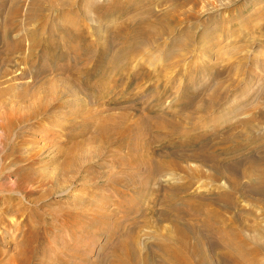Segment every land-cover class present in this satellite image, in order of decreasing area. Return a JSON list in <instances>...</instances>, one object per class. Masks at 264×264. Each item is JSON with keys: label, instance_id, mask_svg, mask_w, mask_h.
<instances>
[{"label": "rangeland", "instance_id": "374dc122", "mask_svg": "<svg viewBox=\"0 0 264 264\" xmlns=\"http://www.w3.org/2000/svg\"><path fill=\"white\" fill-rule=\"evenodd\" d=\"M4 1L7 3L6 9H8V10L5 9L4 14L0 15V24H1L0 25V32H1V39H2V40H0V47L1 46L3 47V45L5 44V41H4L5 39H3V32L6 29H7L6 31H8V28H6V19L8 18V14L12 8V5H13L11 0H2V1L0 0V5L5 4ZM118 1L119 2L122 1L121 2L122 4L124 3V0H118ZM8 3H9V5H8ZM147 3H150V0H148ZM151 6H152L151 8L154 9V12L157 13L159 11H162L164 8H166L168 6V3L164 4L162 2V4L157 3L156 5L153 4ZM181 11H183L181 13L182 15H180L182 17L181 20H184V16L189 14V12H191L190 15H193V13H194L193 16H195V18H197V20H199V23L203 22V21L206 22V20L208 22V21H210V19H212L213 22H209L208 24L206 22V24L209 28H218V26L223 25L224 29L227 31V33H228L227 35L226 34L223 35L224 32H222V33L220 32V33L215 35V37L218 35L217 36L218 44H217V47L214 48L213 52H215V51L220 52L221 59H222V61H221V59L217 60L215 62L216 65H218V66L223 65V68H224V67H226V65L229 62L230 63L235 62V61L237 62L238 60L241 59V57H242V59L244 57V59L247 58V63H248L247 66H245V68L253 71L252 76H249L247 78H245V76H244V80H242V79L239 80L238 77H237V79H238L237 80L235 77L230 76L232 79V82L228 81L231 86L237 85L239 83L238 84L239 87L238 86H236V87L240 88V89L243 87V91L233 92V94H232L233 96L231 97V99L232 98L234 99V102H235L234 104H236V106L238 105L237 107H240L241 105H243V104H241L239 106V104L236 102V100L238 101V99H240L242 97H245V98H243V99H245L243 103L246 104V107H249V104H250V107L247 110L249 112L248 113L246 112L245 114L234 117L232 119V122H234V123H232V124H236V122L238 123L240 121H245L246 118L248 120L247 122H250V118L253 116L252 114L255 112V109H256V111L259 112V115L262 118L261 123H260L261 126L251 125L252 127L247 130L251 135L250 140L253 138L252 139L253 141L251 140L247 143L248 146H247V144L242 146V147L235 146L236 148L232 147L233 148L232 154L229 152H227L225 154H219L218 153V154H215V156L220 161H223V162L228 161L229 163H231L232 160L235 158V156L237 158H239L238 155H242V152H244V151L248 152V153L247 152L245 153L246 155L245 154L242 155L245 158L248 157L249 155L252 156V155L259 153V150L261 149V147L260 148H258V147L264 145V136H262V135H264V76H263L264 73L263 72L261 73V71H264V67H263V64H264V46H262V45H264V0H196V5L192 6L191 3L188 2L187 4H185L182 7ZM26 12H27V5L24 6V8H22L21 14L19 15V17L16 20L15 24L17 25V27H18L19 23L23 24L25 22V20H27L24 17ZM54 14H53V12L51 14H49L48 12H43L39 15L40 16L39 18L35 19L34 23H32L30 25H25V26L29 27L28 29H30V30H28V33L31 32L32 30H35L36 27H37V29L39 28L42 32H44L43 34H40L41 36L39 37L42 42H44L45 40H47L50 37H52V38L54 37L53 39H54V41L56 40L55 42L59 41V42H57L58 43L57 45L55 44V48L58 47V50H60L61 52L58 51L57 54L59 56H62V57H59L58 55L56 56V54H55V56H53L54 55V47L48 48V49L44 48V49H42V51L41 50L36 51V53H35L36 55L37 54L39 55L40 52H41V54H46L47 51L50 54H48L46 57H45V55L44 56L42 55L43 56L42 60H40L39 63H36L37 67L35 66L36 67L35 69H30V72H29L30 74L25 75L24 77H22L23 79H21V80H18V78H20V77L16 74H17V72H20L22 70V67L17 66L18 62H14L16 60H14V58H13L11 61L10 67H7V69L9 70V75H7L4 80H6L7 77H10L7 79L8 81L10 79L14 80L15 78H17L18 81H15L14 84L23 83V84L30 85V86H33V85L38 86L39 84H41L42 81L51 80L52 78H50V77H53L55 75V72L57 71L55 69L56 68L55 63H56L57 58L59 57V58H61V62L59 61L58 65H61V67H63V68L66 65V67L68 68V73L70 72L69 74H73V72H72L73 70H77V69L82 68L80 70V71H82V77H80V76L72 77V78H74L73 79L74 81L72 84L74 86L78 87V89L80 90L79 92L83 95L82 96L79 93L80 95L78 97L80 98V100L79 101L77 100V101L78 102L82 101V102H85V104L87 103L89 105L88 111L91 110L90 111L91 113L89 112L90 118H89V116L84 117L82 110H81V112H79V114L74 113V115H73L72 114L73 112H72L71 113L72 116L67 115L66 112L70 113V111H71L70 109H72V108L77 109L78 107L74 108V107H70V105L64 104V105L60 106V109L62 110V112L65 111V113H63V114L62 113L61 114H53L52 113L50 115L49 114H46V115L43 114L41 116V118L40 117L38 118L37 124L36 123L33 124L34 127H33V125H31V129H29L30 127L23 129L24 135L23 134L22 135L24 137L22 135L18 134L19 136L11 138V140L8 142L6 147H3L2 145H0V264H19L20 263L19 258H21V257L25 258L26 260L28 259L27 260L28 262L26 261V263H24V264H62L60 262L58 263L57 262L58 260H60L61 262H64L65 264H71L70 263L71 259L68 256H66V254L62 251V247H61L62 245H64L63 242H66V243L68 242L71 244V242H70L71 241L70 240L71 234H72L71 232L76 233L75 235L78 234L77 235L78 237H79V235H81V236L83 235L84 246L89 248V250H88L89 252H87L88 256H87L86 262H85V260H82L83 262L81 261V263L82 264H95V262L97 261V259L99 257H103L105 254L108 255V253H109L108 248L104 247L105 246L104 244L106 243L105 242L106 236L108 238V235H107L108 233H109V235H111L113 233L111 237H113V238L115 237L114 239L118 240L121 236H123L122 234L127 233V230L132 229V231H134L135 234H138V237L141 236V239L139 238L141 241L140 242L141 243L140 246H141L142 242H143L142 240H144V242L146 240H148V241L150 240L149 239L151 237L150 234L153 233L155 224L157 222L160 223V224H158V223L156 224L157 225L156 227L159 231L161 228L165 229V230L169 229V223L168 222H160L157 218H159V214L161 212H163V211L169 212V211H173L175 209L179 210V212L181 213L182 217L186 220V222L193 224V226L195 228L198 227V225H196L195 223L199 224V221H200L202 223H206V224L210 225L209 228L208 227L207 228L211 229L213 227V225L214 226H215V224L217 225V223H216L217 214L215 213V210L218 208V206H216L217 201H215V199H217L218 197L223 199V201H225L228 204V207H229V204H231L230 207L225 212V215L228 217L231 216L230 218H232V217L234 218V216H235V218H237V221H236L237 223H234V226H235V228L239 227L238 228L239 230L241 229L242 237L244 239L246 238L245 239L246 244L244 245L246 247L244 249L242 246L238 245V243H240L241 240L239 242L238 239L236 241L233 239H230L232 241L233 245H235V243L238 245V246L235 245L237 247V249L239 248L240 250L241 249L244 250L243 253H240V252L236 253V252H234V250L232 251V249L229 246L230 245L229 243H228L229 247L227 249H225L224 245H222L220 242H218V240L215 239L216 241L214 244L218 248H216L213 253L218 255V253H225V251H226L228 260L231 259V260L238 261V264H247V263L250 264L251 260L248 261L250 258L251 259L254 258V260L257 262V264H264V240L263 239L254 240L253 238L250 239L252 232L251 233L249 232L251 230L249 228H252L254 226L260 227L261 230H262V228H264V207L262 206L264 204L263 203L264 202V195L263 194H261L260 192H258L256 190H248V191L244 192V194L241 196L240 191L231 192V190L228 189V187H224L223 185L220 187V189H215L213 186L212 187L208 186L210 184L208 183L207 180H204V178H200V179L195 178L194 179L195 184L193 185V187L190 190H188L187 192L183 193L181 190H179L180 189V183L181 182H182V184L186 183L187 179L184 177V175L180 174L176 170L171 171L170 169L169 170L160 169L161 173L158 174L156 180L155 179L153 180L152 178H150L147 186L145 183H144L145 186H143L142 185L143 183L141 184V182H139V180H138L136 182L137 185L133 182H130V183H127V185L129 186L128 188L122 187V190H121V187L116 183V181H118V182L122 181L121 183L126 185V181H127L126 179L127 178H125L124 176L121 177V175L119 173H117L113 167H115L116 165H118V163H121V162L127 163L126 161H127L128 155H127V148L126 147L130 146L129 143L133 142L134 139H132L131 141H128L129 143H127V144H125L124 142H122L120 140H119L120 143L116 142V140L112 141L113 143L111 142L109 145H107L108 147L105 146L106 148L101 149L99 158H93L92 160H90L88 162L89 165H86L85 166L86 168L84 167L86 173H83V172L79 173V176H78L79 180L77 179V181L73 185H64L63 190L56 189L57 186L55 187V183L53 182V180H55L54 168L58 165V163H60V157L57 156L56 152H57L58 146L62 147V144L59 143V141H54V137H55V140H59V138H58L59 134L65 133V131H66L67 133H69V135L67 136V140L64 138L60 139V140L63 139L62 141H65V143H67L71 139V137L74 138V136L78 137V139H79V137L82 136V132H84L83 133L84 138L85 137L86 138H88V137L92 138L94 135H96V134H94V132L97 133L96 131L99 130L98 127H100V125H97L98 129L96 127L94 128L95 129L94 131L92 129L93 135L91 132H89L90 128H88V130L84 131L83 128H81L80 126H82L84 124L85 127H92V124H93L92 121L97 119V118H95L97 116H95V117L93 116L94 111H95L94 115H98L101 111H103L104 115H106L109 113L110 114L111 113H118L121 111L122 108H131V110L133 112V114H132L133 118H136L137 116H143L144 118H148L149 116L151 117V116L156 115V114L154 115V114L148 113V112H155V110L159 109V111L164 110L163 112H166L165 116H163V117L169 118V115L167 113L170 111V109H172L174 111L175 109L180 110L182 107V106L176 107L173 103L174 99H177L178 97H180V94H186L185 92L193 91L194 87H197V89H195V91L196 90L201 91L200 88H202L201 86H203V85L200 84V81L201 82H202V80H203V82L205 81L204 86H205V84H208V83L209 84L212 82L214 83L216 81V74H214V75L212 74L213 77L212 76L209 77L210 71H209V69L204 70V67L202 70L199 69V72L193 71L192 72L193 74L190 73L189 71L193 69L191 64H189V58L191 57L190 54H187V56L184 57V59H186V60H184V64H181V65L178 64V65H180V67H177L175 69H172V66H173L172 64L175 63L174 62L175 59L174 60L170 59L168 61V63H170V64L167 67H165V65H167L166 64L167 61L166 60L162 61L163 59H160V61H157L154 64L153 63L151 64V63H149L148 60H149L150 55L154 54V51L151 49L148 50V49H143V48H142V56H140L131 65V69L128 70V68H126L128 66V64L126 62V53L125 52H127V50L129 48L132 49L135 47H136V51H137V45H141V46L145 45L144 43L139 44L138 43L139 40L132 41L129 39V37H127V36H130V29L132 30V25H134L135 21L137 22V20H132L130 22L131 25H128L127 27H123L124 24L122 22L124 21L123 20L124 18L120 19L121 18V16H120V17H117L118 20L116 21V23H120V25L117 28L118 31L117 32L114 31L115 27L112 28V26L109 27V29L107 30L106 41L110 40L113 43V47H112L113 51L117 50L122 55V57L120 58L119 61L113 62L112 61L113 55H111V54L114 52L112 51V53H111L108 49H106L109 52L107 51L106 55H102L105 53H103V51L101 50L100 43H97V41L99 39L97 37L96 32L92 30L93 28L91 29L92 31L90 30L91 25L88 26L87 29H85L84 31H80L81 33L79 31H77V32L75 31V33H74V31H72L73 34H71V33L68 34V33H65L64 31L60 30V28L64 29V30H68L70 24L67 23L68 25L65 26L66 28H62V27L57 26L55 24ZM115 15L117 16L116 11H111L108 14V16L106 15L105 18L102 19V21L105 20L103 22V26L105 24H107L106 22L109 19H111V18L114 19ZM48 17H49V19H48ZM198 17H199V19H198ZM154 19L155 18L151 17L150 19L148 18L149 21L148 20L147 21L148 22L151 21V23L155 21L154 22L155 24L154 23H152V24L154 26H156V24L158 23V21H157L158 19H155V20ZM41 20H42V22H41ZM3 21H4V23H3ZM205 22L202 24H205ZM2 23H3V25H2ZM161 23L169 25V26L172 25V24L170 25L169 22H167V23L161 22ZM190 23H192V22L190 21ZM113 24H115V22H113ZM121 24H123V25H121ZM34 26H36V27H34ZM164 27L167 28L166 26H164ZM126 28H127V30H125ZM201 29L202 28L200 26L198 28L194 27V29H193V31L195 32L194 36H193L194 37L193 38L194 39L193 45L196 43H199L200 41L201 42L204 41V38L201 39L199 37H195L199 34ZM11 32L12 31H10L9 36H10ZM217 32L218 31H216L215 33H217ZM92 33H94V34H92ZM164 36L162 37L161 40L159 39L160 41L158 40L159 43L164 44L166 42L168 43L169 39L172 40L171 37L169 38L170 35L165 36V37ZM124 37H126V38L124 39ZM166 37H168V38H166ZM184 37L185 36H182V35L181 36L176 35V38H174V39H176V42L179 45H182L184 42V39H183ZM85 38H88V39H85ZM94 39H96V41ZM259 40L261 42H258ZM158 41L154 42L153 45L158 44ZM246 42H249V44ZM261 43H263V44H261ZM98 45H99V48H98ZM156 48H157V46H156ZM138 51L140 52L139 46H138ZM184 51L187 52L188 50L184 49ZM231 51H233V52H231ZM63 52L66 55V59L64 58ZM186 52H184V53H186ZM100 53H102V54H100ZM197 53L198 52L195 51L194 55H196ZM230 53H232V54H230ZM260 53H262L263 55L262 54L260 55ZM75 54H79L76 59L74 58ZM90 54H92V55H90ZM107 54H108V56H107ZM101 55L104 57H101ZM253 55H255V56H253ZM161 56H163V55H161ZM13 57H15V56H13ZM106 57H107V59H109L110 62L107 59H105ZM86 58H88V59H86ZM99 58H101V59H99ZM36 59L37 58H34V59H32V61L35 62ZM50 59H52V60H50ZM142 59H144V60H142ZM261 60H262L263 64H262V62H260ZM255 61H257V63H255L257 66L254 64ZM97 62H99V63H97ZM171 62H172V64H171ZM193 62L200 64L201 59L200 58L198 60L195 59V61H193ZM53 64L55 65L54 69H53V67H54ZM100 65H104V66H100ZM170 65H172V66H170ZM42 66H43V70H45V72L41 69ZM87 67H89V69H87ZM83 68H85L87 71ZM257 68H258V70H257ZM39 69H40V71H39ZM124 69L127 70L126 73H124L125 72ZM219 69H220V67H218V70ZM97 70H99L98 73H97ZM100 70H101V72H100ZM114 70H119L121 75L119 74L117 81L114 82L113 85H111L112 83L109 82V81H112L110 79V74H112V72ZM224 70L225 69H220V71H223L221 73L222 77H221L220 81L222 82V84L224 86L225 85L229 86L228 82L225 81V79L228 80V77H227L228 74ZM27 71H29V70H27ZM59 71L61 72L62 68ZM174 71H178V73H175ZM99 72H100V74H102V76L99 74ZM104 72H106V73L103 74ZM186 72H189L192 75V78L190 81H189V78L191 75L188 74V76H186V74H187ZM254 72H255V74H254ZM92 74H94V75H92ZM133 77H134V79H133ZM209 78H211V79H209ZM99 79H100V83L101 82L104 83L103 85L98 83ZM174 79H177L178 81L174 80ZM174 81L178 84L181 82V88L180 89L176 90L175 87L172 88ZM235 81L237 84L235 83ZM34 82H36V83L34 84ZM74 82H76V84ZM107 82H108V84H107ZM197 83H199L201 86L198 85ZM98 84L101 86H99ZM192 84H193V86L196 84L197 85L193 87ZM3 87H5V85L1 84L0 89H2ZM111 87H113V89ZM99 89H102V90L98 91ZM100 92H101V97H100ZM204 96H205V94L200 95V97L198 96V98L195 99V101L199 102L201 100V98H204ZM236 98H238V99H236ZM189 100H193V97L189 98ZM150 102H152V103H150ZM248 102H250V103L248 104ZM77 104H79V103H77ZM81 105H84V104H81ZM253 105L255 108L252 111ZM77 106H79V105H77ZM148 110H151V111H148ZM97 111H99V113ZM143 113H145V114H143ZM248 114H249V116H248ZM76 115H77V117H76ZM158 115L159 114H157L156 116H158ZM46 116L49 118H47ZM65 116H67V117H65ZM91 117H93L92 120H91ZM68 118L69 119L71 118L72 121L71 120L68 121ZM74 118H75V120H74ZM77 118H79V119H77ZM86 118L87 119L89 118L87 123H85L87 120ZM83 119H85V120H83ZM78 120H80V122ZM78 123H82V124L78 125ZM89 123H90V125H89ZM36 125L40 126L41 130L39 127H37V129H35ZM78 126L80 128H78ZM71 128H73V130ZM237 128H239L238 125H237ZM32 129L33 130L35 129L34 130L35 132ZM26 130H28V131H26ZM70 130H72V131L70 132ZM183 130L186 132H184ZM175 131H176V133L180 132V135H182V136L179 135V138H177L176 134L175 135L173 134ZM182 131L184 132V134H182L183 133ZM187 131H188V129H186L185 126L182 127V125H177V129L173 130L169 126L168 123L163 122L161 125H159L158 131L154 130V131L150 132L151 137H154L156 134H159V136H161V139H159L160 140L159 143L158 142L153 143L152 149L150 151V156L152 158H157L158 160L160 159L162 161V163L165 164L166 159L165 158L163 159V157L160 158V156L168 155L169 152L170 153H172V152L173 153H179V152L183 153V152H188V150H190V151L196 150L197 147L200 146V144L203 141H199L195 145H192V146L189 145L190 146L189 147L188 144H186V142H185L186 139H184L186 137V134L189 133V131L188 132ZM196 132H197V134H192V135L190 134V136L194 138V136L196 137L197 135L200 134V133H198V131H196ZM26 133L30 134V136H28ZM33 133H34V135H33ZM257 133H260L261 135L258 136ZM79 134H80V136H77ZM215 135L217 136V134H215ZM183 136H184V138H183ZM190 136H189V138H190ZM260 136L263 138H261ZM20 137H21V139H19ZM76 137H75V139H73V138L72 139L75 141H78ZM24 141H26L28 143H26V142L24 143ZM29 141L32 142L33 144H31ZM15 145L16 146H22V150H21L22 153L21 154L24 157H28L29 153L32 151H38L39 152V150H40V152L37 155V160H35V163H34L32 168H34V170L38 173L40 178H42L43 183L39 184L36 181V183L34 182V183L23 184L22 186L25 185V190H24V193L22 194V196H19V194L16 193L17 189H18L16 179L15 178H8V176L5 175V169L10 167L17 160V158H16L17 155L11 156L12 151H13V147ZM95 145H98V144H95ZM177 146H179V147L177 148ZM181 146H182V148H180ZM186 146H188V147H186ZM193 146L196 148H194ZM122 147L124 149H122ZM34 149H36V150H34ZM133 150H137V148H134ZM138 150H139V153L142 152V153L138 154V157L140 156V157L144 158L145 154L143 153V150L140 147ZM138 150L136 151V154L138 153ZM238 150H240V151H238ZM262 150H260V151L262 152ZM114 153H116L118 156H120V158H121L120 162L116 160ZM5 154L9 156L7 159H5ZM263 154H264V150H263ZM183 155H184V153H183ZM125 159H126V161H125ZM179 163L181 166L185 165L184 162H179ZM121 164H123V163H121ZM143 164H145V163H143ZM190 164H192V161L188 162V165L191 167ZM20 165H22V167L27 166L25 163H22ZM141 165H142V163H141ZM143 171H144L143 167L139 169V175L140 176L143 175ZM119 176H120V178H119ZM81 177L84 179L83 182H82ZM121 178L122 179L125 178V180H122ZM49 179H50V181H49ZM59 179H60V177H59ZM254 179L255 178L253 175V177L251 176L250 181L248 179H245V178L240 179V181L243 184H255V186H256L257 181L255 182ZM52 183H54V185ZM113 184H114V186H113ZM132 184H134V185H132ZM61 185L62 184H60V186ZM133 186L136 188L134 189ZM219 186H220V184H219ZM116 189L117 190L120 189V190L117 191ZM67 190H68V192H66ZM25 191H26V193H25ZM30 191H32V192H30ZM116 191H117V193L119 192L120 195L117 194ZM106 192H108V193H106ZM220 192H222V193H220ZM136 193L138 195H140L137 198H135ZM65 194H67V195H65ZM104 194H105V196H104ZM63 195H64V197H63ZM118 195H119V197H118ZM121 195H123V196H121ZM44 196H45V199H44ZM46 196L47 197L49 196V197L46 198ZM89 196L93 197V198L92 199L87 198ZM103 196L104 197L109 196L110 198L105 199ZM126 196H127V198L129 196L128 200H127ZM151 196H152V198H151ZM197 196H198V199H196ZM42 197H43V200H42ZM101 197H103L104 200L101 199ZM125 198H126V200H125ZM72 199H74L76 202H74V200H72ZM77 199H79V200H77ZM132 199H135L136 201L133 200V202H132ZM81 200L82 201L84 200V204L81 203L82 202ZM129 200H130V202H129ZM182 200H189L188 205L187 206L183 205V207H181L180 204H182V202H181ZM121 203H122V206H121ZM104 205H105V208H104ZM123 205L125 208L123 207ZM219 205L223 206L222 204H219ZM119 206H121V208ZM6 208L8 209V211L5 213L4 210ZM62 208H64V209H62ZM123 208L124 209L127 208V209L124 210ZM225 208H227V207H225ZM109 209L110 210L114 209V211H112V214L110 215L112 217H110L108 215H107L108 217L103 215V219L101 217H100L101 219L97 217L98 219H97V221H95L96 220V217H95V220H91L92 214H98L101 212L103 213L104 210H105V212L108 211L107 213H109L110 212ZM137 211H139V212H137ZM51 212H53V213H51ZM3 213L5 215H3ZM49 213H50V215H49ZM220 213H222V210L220 211ZM227 213H230V214H227ZM113 214H116V216H114ZM213 214H215V215L213 216ZM82 216H84V217H82ZM122 216L123 217L125 216V217L123 218ZM126 216H128V218H126ZM86 217L88 219H90L91 221H88V219ZM104 217L105 218L107 217V218L105 219ZM108 218H109V220H107ZM115 219L116 220L120 219V220H117L118 221L117 222ZM190 219H192V220H190ZM238 220L240 222H238ZM142 222H144V223H142ZM131 223H132V225H131ZM240 223H242V224L240 225ZM133 225H136V226H133ZM199 225H201V224H199ZM242 225H244L246 227H244ZM118 226H119V228H118ZM106 227H107V232L105 231ZM123 227L125 228V230L126 229L127 230L125 231ZM29 228L33 229L32 233H31V235L33 237L35 235H37V239L35 236V238H34L35 241L33 240L32 245H30L32 247V252H33V255L31 254L32 258L31 257L28 258V256H29V254L27 253L28 248H27L26 244L24 243L25 235L29 234V233H27V232H29ZM103 228L105 229L104 230L105 233H101L100 231H98V230H101ZM108 228H109V231H108ZM120 228H122V229H120ZM76 229H77V231H80V232H77ZM78 229H80V230H78ZM247 229L249 231H247ZM81 230H83V233ZM114 231H117V232H114ZM122 231L123 232L125 231V233H123ZM137 231L138 232L140 231L139 232L140 234ZM148 232H149V234H148ZM161 232H163V231L161 230ZM248 236H249V238H247ZM26 238H27V236H26ZM62 238L64 241L62 240ZM113 238L111 240H113ZM57 239L60 240V244L56 243ZM78 239L79 238H77V240ZM250 240H252V242ZM233 241H234V243H233ZM217 242L220 243V244H218L220 247L217 245ZM255 242H257V244H260V247H258L259 245L256 247ZM45 246L48 247L47 248L48 250L45 248V251L43 252L42 249ZM84 246L81 247V245H79L78 250H81V251L84 250ZM60 247H61V249H60ZM222 247L224 249L221 251ZM225 247H227V246H225ZM253 247H256V249H254L255 251L257 250V248L259 250V251L258 250L256 251V255H257V253L259 254V255H257L258 259L254 255L255 251H251V249ZM260 248H261V250H260ZM249 250L251 252H249ZM262 252H263V254H262ZM18 254H20V256L22 254L23 255L20 257ZM214 257H216V256L214 255ZM66 260H67V262H66ZM76 260H78V259H76ZM239 261H240V263H239Z\"/></svg>", "mask_w": 264, "mask_h": 264}, {"label": "bare ground", "instance_id": "6f19581e", "mask_svg": "<svg viewBox=\"0 0 264 264\" xmlns=\"http://www.w3.org/2000/svg\"><path fill=\"white\" fill-rule=\"evenodd\" d=\"M11 2L13 3V5H12V8H11L9 14H8V18L6 19V28H8V31H6L7 30L6 29L3 32V39H5L4 40L5 44L3 45V47L2 46L0 47V85L1 84L5 85V87L0 89V145H2L3 147H6V145L11 140V138L22 135L24 133L23 129L28 128V127H30L29 129H31V125H33L35 123L37 124L38 118L39 117L41 118V116L43 114L44 115H46V114L50 115L52 113L53 114L65 113V111L62 112V110L60 109V106H62L64 104L70 105V107H74V108L78 107L77 109H73V108L70 109L71 110L70 113L66 112L67 115H69V116H72L71 115L72 112H73L72 114L74 115V113L79 114V112H81V110H82V113L84 114V117H85V116H89V112L91 111L90 109H89L90 111H88L89 105L87 103L85 104V102H82V101L78 102L80 100V98L78 96L81 93L79 92L80 90L78 89V87H76L72 84L74 81L73 80L74 78H72V77H74V76L82 77V71H80L82 68L77 69V70H73L72 71L73 74H69L70 72L68 73V68L66 67V65L64 68L61 67V65H58L59 61L61 62V58H59V57H62V56H59L57 54L58 51L59 52H61V51L58 50V47L55 48V44L57 45L58 44L57 42H59V41L55 42L56 40L54 41V39H53L54 37L53 38L50 37L47 40H45L44 42H42L39 37L41 36L40 34H43L44 32H42L39 28L37 29L36 26H34V27H36L35 30H32L31 32L28 33V30H30V29H28L29 27H26L25 25H30V24L34 23L35 19L39 18L40 17L39 15L43 12H48L49 14H51L52 12H53V14L55 13L54 14L55 24L59 27L66 28L65 26H67L68 25L67 23H69L70 26H69L68 30H64V29L60 28V30H62L68 34L69 33L73 34L72 31H74V33H75V31L76 32L77 31H79V32L84 31L85 29H87L88 26L91 25L90 30L93 28L92 30L96 32L97 37L99 39L98 40L99 42L97 41V43H100L101 50L103 51V53H105V54L100 53L102 55H106L108 50L111 53L113 51V48H112L113 43L110 40L106 41V39H107L106 37H107V30L109 29V27H111V26H112V28L115 27L114 31H116V32L118 31L117 28L120 25V23H116V21L118 20L117 17L121 16L120 19L124 18L123 19L124 21L122 22L124 24L123 27H127L128 25H131L130 22L132 20H137V22L135 21L134 25H132V30L130 29V36H127V35L126 36L129 37V39L132 41L139 40V42H138L139 44L144 43L145 45L144 46L137 45V51H136V47H135L132 49L129 48L127 50V52H125L126 53V62L128 64V66L126 68H128V70L131 69V65L140 56H142V48H143V49H148V50L151 49L154 51V54H151L149 57V60H148L149 63H151V64L152 63L154 64L155 62L160 61V59H163L162 61H164V60L167 61V63H166L167 65H165V67H167L170 64V63H168V61L170 59L171 60L175 59L174 64H172V62H171V64L173 66L170 65V66H172V69H175L177 67H180L181 64H184V60H186V59H184V57L187 56V54H190L191 57L189 58V64H191V66L193 68L192 70L189 71L190 73H192L193 71L199 72V69L202 70L204 67V70L209 69V71H210L209 77H211V76L213 77V75L216 74V81L214 83L213 82L210 84L208 83V84H205V86H204L205 81L203 82V80H202V82L200 81V84L203 86H201L199 83H197L198 85H200L202 87V88H200L201 91L199 90L200 92L197 90H196L197 92L195 91V89H197V87H194V86H196L197 84L194 86L192 84V86L194 87L193 91L185 92L186 94H180V97H178L177 99H174V102H173L174 105L176 107H179V106H182V107L180 110L175 109L173 111L172 109H170V111L167 113L169 115V118L163 117V116H165L166 112H163L164 110L159 111V109L155 110V112H148V111H151V110H148L147 111L148 113H152L154 115L159 114L158 116H156V115L151 116V117L149 116L148 118H144L143 116H137L136 118H133L132 117L133 112H132L131 108H122L121 111L118 113H111V114L109 113L106 115H104L103 111H101L100 113H99V111H97L99 114L94 115V112H95L94 111L93 116L94 117L97 116V117H95L97 119L92 121V123H93L92 127L93 128L92 127H85L84 124L82 126H80L81 128H83L84 131H86V130H88V128H90L89 132H91L93 135L92 129L94 131L95 130L94 128L95 127L97 128V125H100V127H98L99 130L96 131L97 133L94 132V134H96V135H94L92 138L91 137H88V138L85 137L84 138L83 137L84 132H82L83 130L81 131L82 136L79 137V139H78V137L74 136V138L71 137V139L67 143H65V141H62L63 139L60 140L61 138H64L67 140V136L69 135V133H67L66 131H65V133L59 134V136H58L59 140H55V137H54V141H59V143L62 144V147L58 146V149L56 152L57 156L60 157V163H58V165L54 168L55 180H53V182L55 183V187L57 186L56 189L63 190L64 185H73L77 181V179L79 180V177H78L79 173H81V172L86 173L84 167L86 165H89L88 162L90 160H92L93 158H99L101 149L106 148L105 146L109 145L112 141L116 140V142H119V140H120V141L124 142L125 144H127V143H129L128 141H131L132 139H134L135 142L134 141L130 142L132 145L129 143L130 146L126 147L128 158H127V161H126V159H125V161L127 163L121 162L123 164L118 163V165L113 167L115 169V171L121 175V177L124 176L125 178H127L126 179L127 180L126 185L121 183L122 181L118 182L115 180L116 183L121 187V190H122V187H124V188L129 187L127 185V183L133 182L136 184V182L138 180H139V182H141V184L143 183L142 184L143 186H145V184L147 186L150 178H152L153 180L154 179L156 180L158 174L161 173L160 169H166V170L170 169L171 171L176 170L180 174L184 175V177L187 179L186 183H183V184H182V182L180 183V189L179 190H181L183 193L187 192L188 190H190L193 187V185L195 184V182H194L195 178H198V179L204 178V180H207L208 183L210 184L208 186H210V187L213 186L215 189H220V187L223 185L224 187H228V189H230L231 192L240 191L241 196L244 194V192H246L248 190H256V191H258L264 195V154H263L264 145L258 147V148L261 147L260 150L263 149L262 152L259 150L260 154L257 153V154L252 155V156L249 155L248 157L245 158L242 155H244L247 151L246 152L244 151V152H242V155H238L239 158H237L235 156V158H234L235 160L233 159L234 161L232 160L231 163H229L228 161H226V162L220 161L215 156V154H218V153L219 154H225V153L229 152L232 154L233 153L232 147H235V146L242 147V146L246 145L249 141H251L253 138L250 140L251 135L247 130L252 127L251 125L261 126L260 123H261L262 118L259 115V112H257L255 109V112L252 114L253 116L252 117L250 116L251 117L250 122H247L248 120L246 118L245 121H240L238 123L236 122V124H232V123H234V122H232V119L234 117L240 116L242 114H245L246 112L247 113L249 112L247 110L250 107V104H249L250 102H248L249 107H246V104L243 103L245 100L243 98H245V97H242L240 99L236 98V99H238V101L236 100V102L239 104V106L241 104H243L240 107H237L238 105L236 106V104H234L235 103L234 99L233 98L231 99V97L233 96L232 95L233 92L243 91V87L241 89L237 88L236 86L239 87V85H238L239 83L237 84L236 81H235V83L237 85L231 86L228 81L232 82V79L230 76L235 77L236 79L238 77L239 80L240 79L244 80V76H245V78L252 76L253 71L245 68V66H247L248 63H247V58L244 59V57H243V59L241 57L240 60H238L239 59L238 58L237 62L236 61L231 62V63L227 62L228 64L226 63L227 65L224 68H223V65L218 66L215 64V62L217 60L221 59L220 52H218V51L213 52L214 48L217 47V44H218V42H217V36L218 35L216 37H215V35L220 33V32L221 33L224 32L223 35L224 34L227 35L228 33L224 29L223 25L218 26V28H209L207 26V24L209 22H213L212 19H210V21H208V22L206 20L207 24L205 21L199 23V20H197V18H195V16H193L194 13H193V15H190L191 12H189V14L184 16V20H181L182 17L180 15H182L181 13L183 12V11H181L182 7L185 4H187L188 2H190L191 5L194 6V5H196V0H150V3H147L148 0H124L123 4L121 3L122 1L119 2L118 0H11ZM162 2L164 4L168 3V6L166 8L163 7L164 9L162 11L155 13L154 9L151 8L152 7L151 5H153V4L156 5L157 3L162 4ZM8 5H9V3H8ZM26 5H27V12L24 15L25 19H27V20H25L26 23L25 22L23 24L19 23V25L17 27V25L15 24L16 20L19 17V15L21 14L22 8H24V6H26ZM6 6H7L6 2H5V4L0 5V13H1L0 15L4 14ZM6 10H8V9H6ZM111 11H116L117 16L115 15L114 19L111 18L112 20L109 19L106 22L107 24H105L103 26V22L105 20L102 21V19L105 18L106 15L108 16V14ZM151 17L158 19L157 20L158 23L156 24V26H154L152 24L155 22L154 21L155 19L153 20L154 22H152V23H151V21L148 22L149 21L148 18L150 19ZM48 19H49V17H48ZM198 19H199V17H198ZM190 21L192 23H190ZM41 22H42V20H41ZM113 22H115V24H113ZM161 22H165V23L169 22V24L170 25L172 24V25L169 26L166 24H162ZM204 22H205V24H202ZM3 23H4V21H3ZM3 23H2V25H3ZM123 24H121V25H123ZM164 26H166L167 28H165ZM199 26L202 29L199 32V34L195 37H199L201 39L204 38V41L203 42L200 41L199 43H196L193 45V43H194L193 42V40H194L193 36L195 33L193 31V29H194V27L198 28ZM9 30L12 31L10 36H9V33H10ZM125 30H127V28ZM216 31H218V32L215 33ZM92 34H94V33H92ZM164 35L165 36L170 35L169 38L170 37L172 38V40L169 39L168 43L166 42L167 44L166 43H164V44L159 43V41L162 39V37ZM176 35L185 36L183 38L184 42L182 45H179L176 42V39H174V38H176ZM125 38L126 37H124V39ZM166 38H168V37H166ZM85 39H88V38H85ZM0 40H2L1 39V32H0ZM94 40L96 41V39H94ZM156 41H158V44L153 45V43ZM258 42H261V41L259 40ZM246 43L249 44V42H246ZM261 44H263V43H261ZM155 45L157 46V48ZM138 46H139L140 52L138 51ZM262 46H264V45H262ZM53 47H54V55L53 56H55V54H56V56L58 55L59 57L58 58L56 57L57 58L56 63H55L56 68H55V65L53 64L54 65L53 69L55 68L57 71L55 72V75L53 77H50V78H52L51 80L42 81L41 84H39L38 86L37 85L36 86L35 85L30 86V85H26L23 83L14 84L15 81L21 80V79H23L22 77H24L27 74H30L29 73L30 69H35L37 67L36 63H39L40 60H42V57L44 55L46 57L48 54H50L47 51L46 54H41V52H40L39 55L38 54L36 55L35 54L36 51H38V50L42 51V49H44V48L48 49V48H53ZM98 48H99V45H98ZM106 49H108V50H106ZM184 49L188 50V51L186 52V51H184ZM195 51L198 52L196 55H194ZM113 52L114 53L111 54V55H113V58L111 57L112 61L113 62L119 61L120 58L122 57V55L117 50H114ZM184 52H186V53H184ZM231 52H233V51H231ZM230 54H232V53H230ZM261 54L262 53H260V55ZM78 55L79 54H75L74 58L76 59ZM90 55H92V54H90ZM102 55H101V57H104ZM161 55H163V56H161ZM13 56H15V57H13ZM107 56H108V54H107ZM253 56H255V55H253ZM13 58H14V60H16L14 62H18L17 66L22 67V70L20 69L21 71L17 72V74H16L20 78H18V80H17V78H15L14 80L10 79L8 81L7 79L10 77H7V79L4 80L6 78V76L9 75V70L7 69V67H10L11 61ZM34 58H37L36 59L37 61L36 60H35V62L32 61V59H34ZM64 58L66 59L65 53H64ZM199 58L201 59L200 64L193 62V61H195V59L198 60ZM52 59H50V60H52ZM86 59H88V58H86ZM99 59H101V58H99ZM105 59H107V57ZM107 60L109 61V59H107ZM142 60H144V59H142ZM221 61H222V59H221ZM260 62H262V60ZM97 63H99V62H97ZM255 63H257V61H255L254 64ZM178 64H180V65H178ZM262 64H263V62H262ZM100 66H104V65H100ZM60 67L62 68V71H61L62 73L59 71V70H61ZM218 67H220V69H225L224 71H226V73L228 74L227 75L228 80L225 79V81L228 82L229 86H226V85L224 86L222 84V82L220 81L221 77H222L221 73L223 71H220V69L218 70ZM263 67H264V64H263ZM41 69L43 70V66ZM83 69H85V68H83ZM87 69H89V67H87ZM27 70H29V71H27ZM257 70H258V68H257ZM39 71H40V69H39ZM43 71L45 72V70H43ZM98 71L99 70H97V73H98ZM178 71H174V72L178 73ZM100 72H101V70H100ZM100 72H99V74H100ZM126 72H127V70H125L124 73H126ZM189 72H186L187 73L186 76H188V74H190ZM262 72L264 73V71H261V73ZM105 73L106 72H104L103 74H105ZM119 74L121 75L119 70H114L112 72V74H110V79L112 81H109V82L112 83L111 85H113L114 82L117 81ZM254 74H255V72H254ZM92 75H94V74H92ZM100 75L102 76V74H100ZM263 76H264V74H263ZM191 78H192V75L190 76L189 81L191 80ZM100 79H99V82L98 81L97 82L99 84L103 85L104 83H102V82L100 83ZM133 79H134V77H133ZM209 79H211V78H209ZM174 80H177V79H174ZM174 82H173L172 88L175 87L176 90L180 89L181 88V82L179 84L176 82L174 83ZM35 83L36 82H34V84ZM74 83L76 84V82H74ZM107 84H108V82H107ZM99 86H101V85H99ZM111 88L113 89V87H111ZM102 89H99L98 91H100ZM199 94L200 95L205 94V96H204V98H201V100L199 102H196L195 99H197L198 96L200 97ZM100 97H101V92H100ZM192 97H193L194 101L189 100V98H192ZM77 103H79V104H77ZM150 103H152V102H150ZM81 104H84V105H81ZM77 105H79V106H77ZM252 107H253L252 108V111H253V109L255 107H254V105ZM143 114H145V113H143ZM248 116H249V114H248ZM65 117H67V116H65ZM76 117H77V115H76ZM47 118H49V117H47ZM75 118H74V120H75ZM89 118H90V116H89ZM89 118L88 119L86 118L87 120L85 123L88 122ZM77 119H79V118H77ZM92 119H93V117H91V120ZM70 120H71V118L70 119L68 118V121H70ZM83 120H85V119H83ZM78 121L80 122V120H78ZM163 122L168 123L169 126L173 130L177 129V125H182V127L185 126V128L188 129L189 133H187V134L185 133L186 137L184 138V136H183V138L186 139L185 142H186V144H188V146L189 145H191V146L195 145L199 141H203V142L200 144V146L197 147L196 150H194V151L188 150V152H183L184 155L181 152H179L181 155L179 153H173V152L170 153L169 152V154L167 153L168 155L160 156V158L163 157V159L164 158L166 159L165 164L162 163V161L160 159L158 160L157 158H152L150 156V151L152 149L153 143H155V142L159 143L160 142L159 139H161V136H159V134H156L154 137H151L150 132H152L154 130L158 131L159 125H161ZM79 124L81 125L82 123H78V125ZM89 125H90V123H89ZM237 125L239 128H237ZM33 127H34V125H33ZM37 127H39L41 130V127L37 126V125L35 126V129H37ZM80 127L78 126V128H80ZM71 129L73 130V128H71ZM28 130H26V131H28ZM72 130H70V132ZM196 131H198V133H200V134L197 135L196 137L194 136V138L191 137L190 134L191 135L197 134ZM184 132H186V131H184ZM184 132L182 134H184ZM173 134L174 135L176 134V137L179 138L180 132L176 133V131H175ZM215 134H217V136ZM27 135L30 136V134H27ZM33 135H34V133H33ZM257 135L259 136L261 134L257 133ZM77 136H80V134ZM180 136H182V135H180ZM189 136H190V138H189ZM262 136H264V135H262ZM75 137L77 138L78 141L73 140V139H75ZM261 138H263V137H261ZM19 139H21V137ZM26 141H24V143ZM26 143H28V142H26ZM30 143L33 144L32 142H30ZM95 144H98V145H95ZM188 146H186V147H188ZM247 146H248V144H247ZM139 147L143 150V153L145 154L144 158H142L140 156L138 157V154L142 153V152L139 153V150H138ZM178 147L179 146H177V148ZM134 148H137V150H138L137 154H136L137 150H133ZM180 148H182V146ZM194 148H196V147H194ZM122 149H124V148L122 147ZM21 150H22V146H16L15 145L13 147V151H12L11 156L17 155L16 156L17 160L10 167L5 169V175H7L8 178H15L16 179V183H17V187H18L16 193L19 194V196H22V194L24 193L25 185L22 186L23 184L34 183V182L36 183V181L39 184L43 183L42 178H40L38 173L34 170V168H32L34 163H35V160H37V155L40 152V150H39V152L38 151L30 152L28 157L22 156ZM34 150H36V149H34ZM238 151H240V150H238ZM114 156H115L117 161H119V162L121 161L120 156H118L116 153H114ZM8 157L9 156L5 154V159H7ZM191 161H192V164H190V165L193 169L188 165V162H191ZM179 162H184L185 165L181 166ZM22 163H25L27 166L22 167V165H20ZM141 163L143 166L141 165ZM143 163H145V164H143ZM142 167H143L144 171H143V175L140 176L139 175V169ZM253 175L255 178L254 179L255 182L257 181L256 186H255V184H243V183H241L240 179L245 178V179H248L250 181V178H251V176L253 177ZM59 177H60V179H59ZM119 178H120V176H119ZM125 178L124 179L121 178V179L125 180ZM81 179L83 182L84 179L82 177H81ZM49 181H50V179H49ZM54 183H52V184L54 185ZM60 184H62V185L60 186ZM219 184H220V186H219ZM132 185H134V184H132ZM113 186H114V184H113ZM135 188L136 187H134V189ZM119 190H117V191H119ZM117 191H116V193H117ZM30 192H32V191H30ZM66 192H68V190ZM25 193H26V191H25ZM106 193H108V192H106ZM220 193H222V192H220ZM117 194H119V192ZM65 195H67V194H65ZM119 195H118V197H119ZM135 195H136L135 198L140 196L137 193ZM104 196H105V194H104ZM121 196H123V195H121ZM48 197L46 196V198H48ZM63 197H64V195H63ZM103 197H101V199H103V200H104V198L105 199L110 198L109 196L104 197V198ZM87 198L92 199L93 197L89 196ZM126 198H127V196H126ZM126 198H125V200H126ZM128 198H129V196H128ZM128 198H127V200H128ZM151 198H152V196H151ZM44 199H45V196H44ZM74 199H72V200H74ZM196 199H198V196L196 197ZM42 200H43V197H42ZM77 200H79V199H77ZM133 200L136 201L135 199H132V202H133ZM215 201H217L216 206H218V208L215 210V213L217 214V220H216L217 225L215 224V226H214L212 224L213 227L211 226L212 227V228L210 227L211 229H208L210 225H208L206 223H202L200 221H199V224H201V225L195 223L196 225H198V227L195 228L193 226V224L186 222V220L182 217L181 213L177 209H175L173 211H169V212L163 211L159 214V218H157V219L160 222H168L169 223V229L168 230L161 228L159 231L156 227L157 226L156 224L158 222L157 223L155 222L156 224H155L153 233L151 232L152 234H150L151 235V237L149 238L150 240L149 241L146 240L145 242H144V240H142L143 242H142L141 246H140L141 236L138 237V234H135L134 231H132V229H129V230L126 229L127 233L122 234L123 236H121L118 240L117 239L115 240L114 239L115 237L114 238L111 237L113 234L112 232H111L112 233L111 235H109V233H108L107 234L108 238L106 236V239H105L106 243L104 244L105 245L104 247L108 248L109 253H108V255L105 254L103 257H99L97 259V261L95 262V264H224V263L225 264H229V263L230 264H238V261L231 260V259L228 260L227 252L225 250H224L225 253H218V255L213 253L214 250L216 248H218L214 244L216 240H218V242H220L222 245H224L225 249H227L230 246L232 251L234 250V252H236V253L237 252L243 253L244 250L243 249L240 250L239 248L237 249V247L235 246L237 244L235 243V245H233L232 241L230 239H233L235 241L238 239L239 242L241 240V242H240L241 244L238 243V245L242 246L244 249L246 247V246H244L246 244V240H245L246 238L244 239L242 237L241 229L239 230L238 229L239 227L235 228V226H234V223H237L236 222L237 218H235V216H234V218L232 217L233 218L232 219V218H230L231 216L228 217L225 215V212L227 211V209L230 207L231 204H229V207H228V204L225 201H223V199H221L219 197L217 199H215ZM74 202H76V201L74 200ZM129 202H130V200H129ZM181 202H182V204H180V205H181V207H183V205L184 206L188 205L189 200H182ZM81 203L84 204V200ZM219 204H222L223 206H221ZM121 206H122V203H121ZM121 206H119V207L121 208ZM262 206L264 207V204ZM123 207H124V205H123ZM225 207H227V208H225ZM104 208H105V205H104ZM62 209H64V208H62ZM126 209H124V210H126ZM105 210L103 213L97 212L98 214H92V216L90 215L91 220H95V217H96L95 221H97V219L100 217L103 219V215L110 216L112 214V211H114V209H112V210L109 209L110 212L107 213L108 211L105 212ZM221 210H222V213H220ZM7 211H8V209L6 208L4 210V212L6 213ZM137 212H139V211H137ZM51 213H53V212H51ZM227 214H230V213H227ZM3 215H5V214L3 213ZM49 215H50V213H49ZM113 215L116 216V214H113ZM214 215L215 214H213V216ZM82 217H84V216H82ZM110 217H112V216H110ZM126 218H128V216H126ZM91 220L88 219V221H91ZM107 220H109V218ZM117 220H120V219H117ZM190 220H192V219H190ZM144 222H142V223H144ZM238 222H240V221L238 220ZM158 224H160V223H158ZM241 224L242 223H240V225ZM131 225H132V223H131ZM133 226H136V225H133ZM242 226H244V225H242ZM244 227H246V226H244ZM118 228H119V226H118ZM120 229H122V228H120ZM249 229H251V230L249 231L247 229V231H249L250 233L252 232V235H251L252 237L250 236V239L253 238L254 240H257V239H263L264 240V230H263L264 228H262L263 231L260 229V227H257V226H254V227L249 228ZM78 230H80V229H78ZM102 230L104 231L105 229L103 228V229L98 230V231H100L101 233H105V231L107 232V227H106V230L104 232ZM124 230H125V228H124ZM161 230L163 232H161ZM32 231H33V229L29 228V232H27L29 234L25 235V238L27 236L26 239L24 238V243L26 244V246L28 248V250H27V253L29 254L28 258L29 257L32 258V255H33L32 247L30 245H32V242H33L35 236L37 239V235H35L34 237L31 235ZM76 231H77V229H76ZM81 231L83 233V230H81ZM108 231H109V228H108ZM125 231L124 232L122 231V232L125 233ZM77 232H80V231H77ZM114 232H117V231H114ZM71 233H72L71 239H70L71 244L68 242L67 243L63 242L64 245L61 246L62 251L66 254V256H68L71 259V262L69 261L71 264H80L82 260H85V262H86V259L88 256L87 252H89L88 251L89 248L84 246L83 235L82 236L79 235V237H78L77 236L78 234L75 235L76 233H73V232H71ZM148 234H149V232H148ZM76 237L79 238L78 239L79 241L77 240ZM112 238H113V240H111ZM247 238H249V236ZM62 240H63V238H62ZM250 241L252 242V240H250ZM218 242H217V245L220 244ZM56 243L60 244V240L57 239ZM233 243H234V241H233ZM255 243H256L255 244L256 247L258 245H259L258 247H260V244H257V242H255ZM79 245H81V247L84 246V250H82V251L78 250ZM225 246H227V247H225ZM61 247H60V249H61ZM256 247H253L251 249V251H255L254 249H256ZM45 248L47 249L48 247L45 246L42 249L43 252L45 251ZM224 248L223 247H222V249L220 248L221 251ZM257 250H258V248H257ZM260 250H261V248H260ZM251 251L249 250V252H251ZM256 251L254 252L255 257H257V255H259L258 253L256 255ZM262 254H263V252H262ZM18 255L20 256V254H18ZM214 255L216 257H214ZM76 259H78V260H76ZM257 259H258V257H257ZM27 260L25 258L21 257V258H19V261H20L19 264H24V263H26ZM248 261H250V264H257V262L254 260V258L253 259L250 258ZM57 262L65 264L64 262H61L60 260H58ZM66 262H67V260H66ZM239 263H240V261H239ZM247 264H249V263H247Z\"/></svg>", "mask_w": 264, "mask_h": 264}]
</instances>
